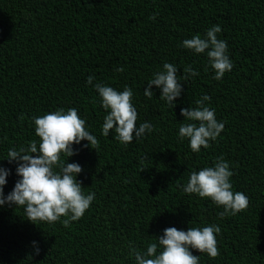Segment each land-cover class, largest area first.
<instances>
[{"label": "trees", "instance_id": "16d2710c", "mask_svg": "<svg viewBox=\"0 0 264 264\" xmlns=\"http://www.w3.org/2000/svg\"><path fill=\"white\" fill-rule=\"evenodd\" d=\"M153 13L155 20L149 19ZM213 25L221 27L218 38L226 40L233 63L219 81L206 52L181 46ZM165 62L177 67L178 79L187 65L199 73L181 80L173 108L155 85L152 98L144 95ZM120 67L124 72L115 71ZM96 83L117 91L130 87L137 127L148 122L154 130L127 145L114 138V130L103 136L107 111ZM203 95L210 96L205 104L215 109L224 129L196 153L187 138H178V130L188 122L181 109L196 107ZM61 108H76L99 141L95 150L81 141L72 145L75 155L61 154L66 163L82 167L76 179L84 194L95 198L68 227L65 217L35 225L25 219L23 207L0 206V264H135L129 242L146 251L166 228L210 225L221 229L220 254L210 258L191 249L199 264H264V0H0L5 196L19 179L16 163L5 159L8 150L38 141L32 117ZM220 156L233 172L232 190L249 199L245 210L224 218L222 206L177 186Z\"/></svg>", "mask_w": 264, "mask_h": 264}, {"label": "clouds", "instance_id": "9594fccd", "mask_svg": "<svg viewBox=\"0 0 264 264\" xmlns=\"http://www.w3.org/2000/svg\"><path fill=\"white\" fill-rule=\"evenodd\" d=\"M156 13L149 17L155 20ZM222 29L213 25L200 34L184 39L181 46L192 50L196 54L205 53L208 65L214 71L213 79L221 80L226 72L233 68V63L227 55L226 40L219 39L218 33ZM124 68L115 69L124 72ZM177 67L165 62L162 70L153 74L148 80L144 95L153 97L150 90L153 85L161 90L160 99L173 108L174 101L181 94V80L198 76L191 65L183 68L180 79L177 77ZM93 76L87 78L92 84ZM99 94L101 106L107 111L103 118L102 135L107 137L114 130L115 139L122 144L131 143L134 138H142L146 132L153 131V126L142 122L137 127L138 113L132 104L133 91L125 86L123 91L102 83L94 84ZM210 96L203 95L195 101L196 107L182 108L181 115L187 123H181L178 138L189 141L190 149L198 153L201 147H210V141H216L224 129V123L216 119L215 109L206 106ZM19 119L23 120L21 115ZM32 123L35 135L39 140H32L27 146L13 147L7 152L9 163L15 162L16 181L12 191L4 195L3 187L7 183L9 170L0 166V206L14 204L23 207L25 219L37 225L36 222H57L65 217L62 223L68 227L72 221L79 220L95 198V193L84 194L82 182L76 179L83 169L78 163H66L61 154L68 157L75 155L73 144L87 141L85 147L96 149L99 145L97 138L90 134L85 127V120L81 119L76 108H63L33 116ZM35 154V155H33ZM144 170V169H142ZM141 170V171H142ZM229 163L223 156L217 157L213 166L192 171L188 181L181 187L184 193L196 194L200 198H210L217 206H222L220 218L236 215L247 208L249 199L239 191L234 192L230 177ZM221 231L217 225L204 227H189L187 231L175 227L164 229L162 236H156V242L148 243L146 251L138 249L133 242H129V255L135 259V264H199V255H193L191 249L199 253H206L210 258L217 257L216 234ZM35 254H39V247L33 242Z\"/></svg>", "mask_w": 264, "mask_h": 264}]
</instances>
